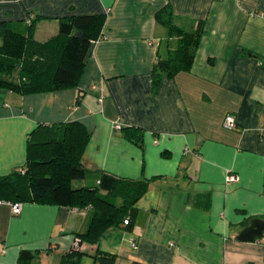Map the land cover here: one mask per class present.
<instances>
[{
	"label": "crops",
	"instance_id": "1",
	"mask_svg": "<svg viewBox=\"0 0 264 264\" xmlns=\"http://www.w3.org/2000/svg\"><path fill=\"white\" fill-rule=\"evenodd\" d=\"M163 9L178 31L159 21ZM70 14L101 16L93 53L77 85L0 87V177L25 165L39 123L79 121L90 133L81 157L88 174L149 179V187L131 230L109 226L98 243L82 244L89 255L78 264H94L101 250L115 264H264V240H236L250 219L264 218V0H0V49L11 36L63 42L59 18ZM199 23L191 68L154 87V63ZM52 46L42 53L46 71L60 50ZM227 114L234 131L222 127ZM91 208L0 196V264H19L23 250L37 253L35 264H62Z\"/></svg>",
	"mask_w": 264,
	"mask_h": 264
},
{
	"label": "trees",
	"instance_id": "2",
	"mask_svg": "<svg viewBox=\"0 0 264 264\" xmlns=\"http://www.w3.org/2000/svg\"><path fill=\"white\" fill-rule=\"evenodd\" d=\"M158 16L170 32L176 30L170 9H163ZM100 22L99 14H70L59 18V36L64 39L59 43L55 39L46 43L30 39L27 45L19 44L12 36L6 38L8 42L0 49V87L27 94L77 85L82 68L93 53V40ZM202 29V23H199L193 31L182 32L178 49L168 58L157 59L152 67L154 87H158L163 77L169 78L178 71L191 68ZM51 43L55 44L53 48L60 50L54 59L55 66L46 71L42 53L50 48ZM89 135L79 121L39 123L29 134L25 165L0 177L1 197L8 194L16 200L92 207L88 228L74 233L78 247L71 245L63 255L62 264H78L79 256L89 255L82 244L98 243L102 232L109 226L131 230L135 204L149 187V179L129 180L101 172L97 176L88 174L81 164V157ZM76 180L77 185L74 184ZM92 257L95 258L94 264H115L116 260L114 254L102 250ZM36 258V252L23 250L18 260L19 264H35Z\"/></svg>",
	"mask_w": 264,
	"mask_h": 264
},
{
	"label": "water",
	"instance_id": "3",
	"mask_svg": "<svg viewBox=\"0 0 264 264\" xmlns=\"http://www.w3.org/2000/svg\"><path fill=\"white\" fill-rule=\"evenodd\" d=\"M238 242L251 243L264 240V218H252L247 226L236 236Z\"/></svg>",
	"mask_w": 264,
	"mask_h": 264
},
{
	"label": "built area",
	"instance_id": "4",
	"mask_svg": "<svg viewBox=\"0 0 264 264\" xmlns=\"http://www.w3.org/2000/svg\"><path fill=\"white\" fill-rule=\"evenodd\" d=\"M119 125H116L115 124V128L119 129ZM222 127H224L225 129L229 130V131H234L237 126H236V121H235V117L233 115H227L223 121V125ZM236 178L235 176L229 174L228 177H227V181L228 182H233L235 181ZM21 206L22 204L21 203H14V204H11V211H12V214H15V215H18V213L20 212L21 210ZM129 243L131 244V246L133 248H136V241L131 237L130 240H129ZM73 246L75 247H78V238L76 239L74 237V240H73V243H72Z\"/></svg>",
	"mask_w": 264,
	"mask_h": 264
}]
</instances>
